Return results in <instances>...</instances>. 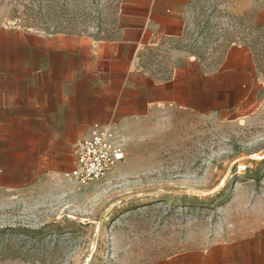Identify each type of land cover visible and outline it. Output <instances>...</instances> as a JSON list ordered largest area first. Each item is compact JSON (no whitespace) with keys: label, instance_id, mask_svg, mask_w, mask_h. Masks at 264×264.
<instances>
[{"label":"rangeland","instance_id":"1","mask_svg":"<svg viewBox=\"0 0 264 264\" xmlns=\"http://www.w3.org/2000/svg\"><path fill=\"white\" fill-rule=\"evenodd\" d=\"M118 2L0 0V68L11 30L111 37ZM189 16L177 48L200 61L250 44L259 76L247 102L227 116L164 114L137 126L123 136L125 159L87 183L66 176L76 147L0 131V264H204L219 238L264 224V31L233 21L227 0H192Z\"/></svg>","mask_w":264,"mask_h":264},{"label":"crops","instance_id":"2","mask_svg":"<svg viewBox=\"0 0 264 264\" xmlns=\"http://www.w3.org/2000/svg\"><path fill=\"white\" fill-rule=\"evenodd\" d=\"M191 4L119 0L115 33L105 38L11 30L7 71L0 68V117H7L0 131L41 134L48 149L75 148L96 124L122 140L164 114L237 113L259 76L255 52L232 42L214 65L178 49L188 36ZM227 4L245 30L264 31V0ZM217 241L204 264H264L261 222Z\"/></svg>","mask_w":264,"mask_h":264},{"label":"built area","instance_id":"3","mask_svg":"<svg viewBox=\"0 0 264 264\" xmlns=\"http://www.w3.org/2000/svg\"><path fill=\"white\" fill-rule=\"evenodd\" d=\"M126 157L119 135L110 128L95 125L75 149V162L66 176L79 183L101 179Z\"/></svg>","mask_w":264,"mask_h":264}]
</instances>
